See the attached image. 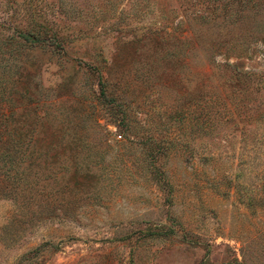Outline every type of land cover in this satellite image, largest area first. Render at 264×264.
I'll return each instance as SVG.
<instances>
[{
  "label": "rangeland",
  "instance_id": "rangeland-1",
  "mask_svg": "<svg viewBox=\"0 0 264 264\" xmlns=\"http://www.w3.org/2000/svg\"><path fill=\"white\" fill-rule=\"evenodd\" d=\"M5 17L66 40H12L0 128L77 129L93 175L48 210L50 175H25L23 207L1 194L0 264H264V0H0Z\"/></svg>",
  "mask_w": 264,
  "mask_h": 264
},
{
  "label": "trees",
  "instance_id": "trees-1",
  "mask_svg": "<svg viewBox=\"0 0 264 264\" xmlns=\"http://www.w3.org/2000/svg\"><path fill=\"white\" fill-rule=\"evenodd\" d=\"M31 11L27 17V22L35 25L36 20ZM14 18H3L0 21V29L12 28L15 32L7 34L4 30H0V62L5 69L10 65V61L19 57L10 47L12 40L16 37L22 38L21 42L26 43L28 47H34L39 44H57L61 53H65L62 43L66 40L65 35L57 33L46 34L41 31L28 30L26 33L21 32L23 26L20 23H14ZM8 24V25H7ZM20 29V30H18ZM21 32L18 34L17 32ZM56 45V46H57ZM4 79V78H3ZM2 83V94L0 101H4V91L8 85L0 78ZM16 87H12L11 93L17 91ZM9 89V90H10ZM8 99V98H7ZM9 100L8 107L16 106L17 96H12ZM30 112V110H28ZM35 114V113H34ZM86 114L82 115L86 116ZM19 121V119H17ZM15 120V121H17ZM0 128V195L18 202L20 207L25 204L24 185L25 175H50V183L53 185L59 182L54 191H50L45 197H41V201L37 204L43 207L42 210H48L49 206H55V199L60 197L58 203H73L74 201L65 199L66 193L73 191L74 188L79 189V183L71 180L74 175H93L92 160L89 158L90 149H87L80 143L83 134L77 129L41 128L37 131L24 132L19 126L10 129ZM34 134L37 136L35 137ZM145 156L149 159H155L159 153L155 152L149 137L142 138ZM59 175V176H58ZM69 175L68 179L61 178ZM6 183V184H4ZM7 188V191L4 189ZM36 197H39L35 195ZM32 196L33 199L36 197ZM53 199V201H52ZM54 204V205H53ZM62 208H53L51 213L44 220H48L53 216H57V211ZM38 217V216H36Z\"/></svg>",
  "mask_w": 264,
  "mask_h": 264
}]
</instances>
